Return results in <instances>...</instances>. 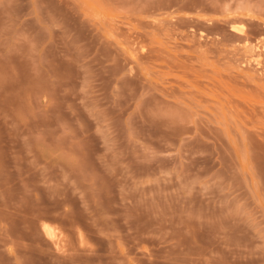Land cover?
Listing matches in <instances>:
<instances>
[{
    "label": "rangeland",
    "instance_id": "obj_1",
    "mask_svg": "<svg viewBox=\"0 0 264 264\" xmlns=\"http://www.w3.org/2000/svg\"><path fill=\"white\" fill-rule=\"evenodd\" d=\"M0 264H264V0H0Z\"/></svg>",
    "mask_w": 264,
    "mask_h": 264
},
{
    "label": "bare ground",
    "instance_id": "obj_2",
    "mask_svg": "<svg viewBox=\"0 0 264 264\" xmlns=\"http://www.w3.org/2000/svg\"><path fill=\"white\" fill-rule=\"evenodd\" d=\"M46 232H48V231H46Z\"/></svg>",
    "mask_w": 264,
    "mask_h": 264
}]
</instances>
